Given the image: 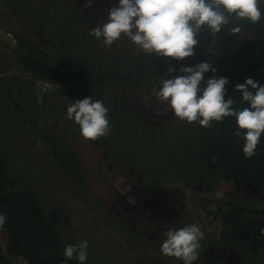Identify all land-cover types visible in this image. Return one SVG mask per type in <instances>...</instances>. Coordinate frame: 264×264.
Segmentation results:
<instances>
[{"label":"flooded vegetation","instance_id":"af4514ba","mask_svg":"<svg viewBox=\"0 0 264 264\" xmlns=\"http://www.w3.org/2000/svg\"><path fill=\"white\" fill-rule=\"evenodd\" d=\"M118 4L0 0V175L39 207L67 264H81L63 253L82 241L84 264H183L160 248L168 230L192 224L204 233L194 264H264V197L251 206L246 185L208 172V127L156 96L181 74L167 72L170 58L90 34ZM86 97L108 110L95 141L67 118ZM173 125L194 126L197 140L165 143Z\"/></svg>","mask_w":264,"mask_h":264},{"label":"clouds","instance_id":"9594fccd","mask_svg":"<svg viewBox=\"0 0 264 264\" xmlns=\"http://www.w3.org/2000/svg\"><path fill=\"white\" fill-rule=\"evenodd\" d=\"M262 3L264 0H119L118 6L111 8L108 22L93 28L90 34L102 38L106 47L126 38L146 55L182 61L195 54L199 43L197 35L202 27L207 26L215 34L233 18L259 23L264 17ZM240 30L239 25L232 29L234 33ZM209 71L216 70L207 61L181 67L180 75L162 81L156 96L167 102L179 120L196 122L203 127L235 117L237 130L233 135L241 137L243 130L242 152L246 159H251L257 155V146L264 134V86L252 78L235 85L241 102L248 105L235 109L236 101L225 100L227 78L213 76L205 81V73ZM167 72L173 73L176 69L169 67ZM107 112L102 101L86 97L67 108V118L79 125L85 140L95 141L109 132ZM6 222V215L0 213V231L5 230ZM165 235L160 248L164 256L183 264H194L198 260L200 240L204 236L199 225L168 230ZM88 247V241L71 244L65 247L63 255L67 260L75 258L84 264Z\"/></svg>","mask_w":264,"mask_h":264},{"label":"trees","instance_id":"16d2710c","mask_svg":"<svg viewBox=\"0 0 264 264\" xmlns=\"http://www.w3.org/2000/svg\"><path fill=\"white\" fill-rule=\"evenodd\" d=\"M261 12L264 14V3L261 4ZM237 25L241 30L234 33L232 29ZM197 39L199 43L193 56L182 61L170 59L167 66L174 67L180 74L181 67L209 62L216 71L205 73V81L213 76L227 78L225 100L232 98L236 101L233 106L235 109L247 107L246 103L241 102V94L235 90V85L252 78L264 86V17L255 24L233 18L215 34L204 26L200 29ZM203 86L202 84V88ZM193 127L173 125L176 132H166L163 140L172 144V136L175 138L186 133L189 139L187 141L185 134L184 142L193 144L197 140ZM236 130L235 117L211 122L207 128L209 142L204 150L209 168L207 171L223 173L225 179L233 180L238 189L246 185L252 191L251 206H255L257 196L264 197V134L257 146V155L246 159L242 152L244 132L241 130V137H236L233 135ZM147 155H143V158ZM0 165L4 168V165ZM9 187V179L5 180V177L0 175V213L7 217L5 231L16 255L23 263L27 260V264H67L60 256L63 249H59L61 246L58 240H53L51 225L41 214L39 207L31 206L23 200V192L12 191ZM0 264H15L6 254L1 241Z\"/></svg>","mask_w":264,"mask_h":264},{"label":"water","instance_id":"95a60500","mask_svg":"<svg viewBox=\"0 0 264 264\" xmlns=\"http://www.w3.org/2000/svg\"><path fill=\"white\" fill-rule=\"evenodd\" d=\"M0 241L2 243V246L6 252V254L13 260L15 264H24L21 259L16 255V253L13 251L11 245L9 244L6 231H0Z\"/></svg>","mask_w":264,"mask_h":264}]
</instances>
